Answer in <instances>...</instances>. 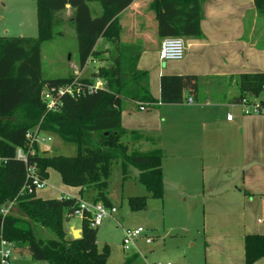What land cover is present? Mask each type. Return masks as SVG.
Returning <instances> with one entry per match:
<instances>
[{"label":"trees","instance_id":"obj_1","mask_svg":"<svg viewBox=\"0 0 264 264\" xmlns=\"http://www.w3.org/2000/svg\"><path fill=\"white\" fill-rule=\"evenodd\" d=\"M39 39H0V211L15 198L16 207L28 217L10 214L2 219L0 240L12 242L16 247H27L34 261L50 264H106L111 249L105 244L97 246L98 228H91L82 221L81 239L67 238L64 222L76 206L75 198L43 199L37 195L19 196L26 182L27 166L16 159V147H24L25 134L38 128L39 131L56 135L75 143V157L48 156L47 151L36 147L28 166L36 168L43 179H48L49 169L62 176L64 184L95 191L94 203L113 206L108 197V180L113 163L122 162V173L133 166L139 170L138 181L153 196H160L163 184L160 151L148 154L130 153L126 138L128 133L121 128V103L124 99L140 104L157 103L151 96L148 75L137 68L138 57L133 54L115 53L112 63L99 68L92 77L79 81L83 86H92L97 80L104 88L85 92L79 97L64 95L60 107L48 112L41 100L45 86L60 87L70 84L74 77L43 79L41 45L53 39L51 13L70 6L74 10L80 65L85 67L89 58L100 54L96 48L100 39L125 43L121 40L122 26L119 15L127 10L134 0H37ZM202 0H151L149 10L154 14L156 36L159 41L175 37L198 39ZM260 17L264 18V0H254ZM99 3L100 15L90 5ZM119 53V54H118ZM240 102L247 96L262 98L264 103V73L242 74L239 77ZM198 79L195 75H163L160 78L162 105L182 104L185 96L196 98ZM145 197L132 198V210L143 209ZM55 234L54 239H42L39 227ZM264 260V235L245 236V262L253 264Z\"/></svg>","mask_w":264,"mask_h":264},{"label":"crops","instance_id":"obj_2","mask_svg":"<svg viewBox=\"0 0 264 264\" xmlns=\"http://www.w3.org/2000/svg\"><path fill=\"white\" fill-rule=\"evenodd\" d=\"M150 3L151 0H134L119 15L123 47L119 46L118 40L107 42L100 39L96 45V48L107 51L105 55L117 51L136 55L139 58L137 68L145 73L150 72L144 67L152 58L151 54L156 56L157 52V77H152L153 72L150 81L148 78L157 103L144 104L147 105L144 111H140L138 102L124 99L121 103V128L128 133L126 144L129 152L148 154L160 151L163 154L164 180L170 179L191 198L200 191L209 195L221 193V198L215 202L233 209H253L257 223L264 199V116H244L239 102L234 99L240 96V75L264 73V18L258 15L254 0H202V36L198 39L183 38L187 51L182 61H162V41L156 36ZM94 10L97 15L102 12V9ZM65 12L74 14L70 6ZM73 19H69L71 23ZM98 62L88 61L82 71L73 62L72 77L90 76L85 75L88 66H96ZM99 67L96 66L94 73ZM163 75H195L198 79L197 97L186 95L185 101L176 105L158 103ZM147 107L157 111L152 112ZM229 115L233 117L231 121L227 119ZM216 186L217 189L214 188ZM85 194L88 199H85ZM94 196L95 191L90 188L80 193L79 198H71L92 201ZM75 231L81 234L82 224L79 228L71 226L65 232L73 238ZM250 231L246 228L242 238L234 237L238 248L240 243L243 244L244 262L245 236L264 235V229ZM19 248H15L13 255ZM13 260L12 257L11 264ZM36 262L30 258L25 264ZM141 262L142 257L135 253L128 256L124 264Z\"/></svg>","mask_w":264,"mask_h":264},{"label":"rangeland","instance_id":"obj_3","mask_svg":"<svg viewBox=\"0 0 264 264\" xmlns=\"http://www.w3.org/2000/svg\"><path fill=\"white\" fill-rule=\"evenodd\" d=\"M90 7L93 8L95 14L97 11L95 12L94 8L101 10L97 3L91 4ZM65 10L51 13L54 36L52 40L41 45L42 71L45 80L62 78L67 75V77H72L74 75V69L71 67L73 62L77 64V69L80 71L84 68L79 61L74 23L69 20L74 17V14L71 15ZM37 14V0H0V39L30 38L37 41L39 39ZM97 49L100 54L89 58L88 61H99L96 64L100 66L99 68L108 67L115 53L105 55L107 51ZM151 55L152 58L144 67L145 70L150 71L147 72L149 81L153 72L152 77H157V52L156 56ZM96 66H88L85 75L90 76L86 77L93 76L97 69ZM150 93L153 98L151 89ZM147 108L152 112L157 111L156 108ZM51 138L52 140L46 143L50 150L47 152L48 156H77L78 147L75 143L67 142L56 135H52ZM134 168L129 166L127 177L124 178L122 162L116 160L108 180V197L112 205L116 207L117 214L113 218L106 219L98 228L97 246L99 250L105 244H108L111 249L106 264H124L125 259L135 253L142 257L144 264L169 262L171 264H246L243 260V244L240 243L238 248V245L234 244V237L242 238L243 230L246 228L251 230L250 232L264 229L255 223L253 209L244 211L242 208L233 209L234 207L219 204L215 201L221 198L222 194L218 192L209 195L200 191L193 198L187 197L168 178L165 180L163 178L160 196H153L138 181L139 173ZM48 173L49 177L46 179L48 187L40 191L37 196L43 199L80 197L79 188L64 184L59 172L49 169ZM84 197L89 198L87 194ZM137 197L146 198L145 206L143 209L132 210L131 199ZM81 224L82 221L79 218L66 220L64 230L68 232L71 226L79 228ZM138 228L145 231L144 235L136 241V247L124 250V232ZM38 234L44 240L55 238L51 230L42 226L39 227ZM70 237L67 235V238ZM146 237L152 240L150 245L145 243ZM30 256L28 248L21 247L15 255H12L15 259L13 264H25L30 258L32 261ZM47 263L36 262V264ZM253 264H264V260Z\"/></svg>","mask_w":264,"mask_h":264},{"label":"built area","instance_id":"obj_4","mask_svg":"<svg viewBox=\"0 0 264 264\" xmlns=\"http://www.w3.org/2000/svg\"><path fill=\"white\" fill-rule=\"evenodd\" d=\"M186 51V45L182 38H165L161 42L160 59L162 61H182L185 58ZM79 79L80 78H75L70 84L60 87L45 86L41 92L40 98L45 104L46 110L48 112L56 111L60 107V99L64 95L79 97L87 91L92 92L96 89H102L105 85L102 80H97L92 86H83ZM239 105L241 106L244 116H264V103H262V98L247 96L240 100ZM146 106L147 105L141 104L140 111H144ZM227 119L231 121L233 117L229 115ZM51 136L52 135L41 132L38 128H35L25 134V146L16 147V159L27 166L26 182L20 190L19 196L37 195L40 191L48 187L46 179L39 176L35 167L28 166V161L30 157L35 156L36 147H38L39 150L50 152L46 143L52 140ZM4 160H6V158L0 156V162ZM17 198L9 203L8 209H6L5 206L2 208L0 211L2 219L11 214L10 208L16 207ZM68 198L71 197H61L59 199L63 200ZM116 214L117 209L114 206L108 207L102 202L94 203L93 201L85 199H76V206L67 216L71 219L79 218L81 221H88L91 228H99L106 219L113 218ZM257 224L264 227V199H262L261 202V212ZM144 233L145 231L142 228L125 231L123 239L124 249L129 250L130 247H135L136 241H138ZM145 243L149 245L152 243V240L146 237ZM14 249V243L8 242L5 239L0 240V264H11Z\"/></svg>","mask_w":264,"mask_h":264},{"label":"water","instance_id":"obj_5","mask_svg":"<svg viewBox=\"0 0 264 264\" xmlns=\"http://www.w3.org/2000/svg\"><path fill=\"white\" fill-rule=\"evenodd\" d=\"M8 207H9V203H7V204L5 205V208H6V209H8ZM10 212H11L12 214H14V215H21V216H24L26 219H28V217H27L26 215H23V214L19 211V209H18L17 207H11V208H10ZM1 223H2V221L0 220V228H1ZM72 235H73V239H74V240L81 239L80 231H75L74 233H72Z\"/></svg>","mask_w":264,"mask_h":264}]
</instances>
